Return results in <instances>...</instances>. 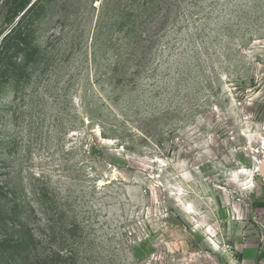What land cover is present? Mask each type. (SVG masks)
I'll use <instances>...</instances> for the list:
<instances>
[{"label":"rangeland","instance_id":"rangeland-1","mask_svg":"<svg viewBox=\"0 0 264 264\" xmlns=\"http://www.w3.org/2000/svg\"><path fill=\"white\" fill-rule=\"evenodd\" d=\"M65 15L49 12L43 44L51 38L57 49L70 38L76 24ZM92 33L91 18L74 61L88 52ZM142 45L135 54L142 67L117 87L81 78L65 90L69 75L41 85L31 139L26 97L25 137L13 157L22 194L30 199L34 176V184L51 187L46 210L31 203L33 258L5 253L0 264H35L60 250L65 258L53 255L54 264L257 263L264 0L189 1Z\"/></svg>","mask_w":264,"mask_h":264},{"label":"trees","instance_id":"trees-1","mask_svg":"<svg viewBox=\"0 0 264 264\" xmlns=\"http://www.w3.org/2000/svg\"><path fill=\"white\" fill-rule=\"evenodd\" d=\"M189 1L200 0H0V254L10 253L25 263L33 258L29 242L36 237L30 233L28 221L36 207L31 203L35 200L41 210H46L51 187L48 181H43L42 186L34 184V176L30 184L32 196L26 199L22 194L19 166L15 168L13 157L25 137L20 123L27 115L26 97L32 103L26 125L29 136L37 128L33 110L42 102L44 94L40 96L38 92L41 85L54 77L61 80L64 75L70 77L65 90L76 89L81 78L91 80L94 87L100 82L117 87L131 80L142 67L135 55L140 48H147L142 43L164 33ZM56 8L66 13L65 18L73 17L70 25L76 27L71 28L70 38L54 49L51 38L43 44L39 35L51 23L49 12ZM91 18L89 50L74 61L83 46L80 35ZM60 24L62 28V21ZM131 64L137 70L130 72ZM8 95L13 96L10 104L1 103ZM59 252L40 254L35 264H54L53 255L65 258L64 252Z\"/></svg>","mask_w":264,"mask_h":264},{"label":"built area","instance_id":"built-area-1","mask_svg":"<svg viewBox=\"0 0 264 264\" xmlns=\"http://www.w3.org/2000/svg\"><path fill=\"white\" fill-rule=\"evenodd\" d=\"M256 264H264V228L261 230L260 246L258 249Z\"/></svg>","mask_w":264,"mask_h":264},{"label":"water","instance_id":"water-1","mask_svg":"<svg viewBox=\"0 0 264 264\" xmlns=\"http://www.w3.org/2000/svg\"><path fill=\"white\" fill-rule=\"evenodd\" d=\"M260 170L264 174V162L262 163Z\"/></svg>","mask_w":264,"mask_h":264}]
</instances>
